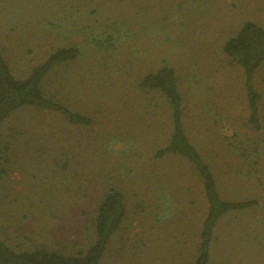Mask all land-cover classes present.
I'll use <instances>...</instances> for the list:
<instances>
[{
    "label": "rangeland",
    "instance_id": "374dc122",
    "mask_svg": "<svg viewBox=\"0 0 264 264\" xmlns=\"http://www.w3.org/2000/svg\"><path fill=\"white\" fill-rule=\"evenodd\" d=\"M247 20L264 27V0H0V47L14 75L74 47L42 87L89 119L71 124L24 106L1 122L0 239L17 251L74 253L92 243L96 206L114 187L126 214L99 264L194 259L207 211L201 182L183 158L156 156L169 107L141 85L167 65L186 134L220 196L256 201L217 222L208 264H264V62L253 78V129L242 71L222 52Z\"/></svg>",
    "mask_w": 264,
    "mask_h": 264
},
{
    "label": "trees",
    "instance_id": "16d2710c",
    "mask_svg": "<svg viewBox=\"0 0 264 264\" xmlns=\"http://www.w3.org/2000/svg\"><path fill=\"white\" fill-rule=\"evenodd\" d=\"M222 52L242 71L248 123L253 129H258L259 94L253 86V78L264 62V27L250 20L243 22L236 33L224 41ZM76 54L77 51L72 46L56 49L43 61L31 67L26 76L17 77L0 47V124L11 113L24 106L57 112L71 124H88L89 119L57 102L54 96L45 93L42 87L44 78L55 65L72 60ZM141 85L161 95L169 107L170 135L166 144L156 151V156L170 154L183 158L201 182L207 211L201 223L195 248L196 255L192 261L185 264H208L217 222L228 213L254 207L256 201L229 200L220 196L210 166L203 160L186 134L182 121V99L173 69L161 65L155 71L145 74L141 79ZM125 214L122 192L109 187L95 209L92 243L74 253L43 246L17 251L0 239V264H99L111 236L120 227Z\"/></svg>",
    "mask_w": 264,
    "mask_h": 264
},
{
    "label": "clouds",
    "instance_id": "9594fccd",
    "mask_svg": "<svg viewBox=\"0 0 264 264\" xmlns=\"http://www.w3.org/2000/svg\"><path fill=\"white\" fill-rule=\"evenodd\" d=\"M111 147L114 149V150H121L123 147H125L124 145L120 144L119 142H116L114 143L113 145H111Z\"/></svg>",
    "mask_w": 264,
    "mask_h": 264
}]
</instances>
